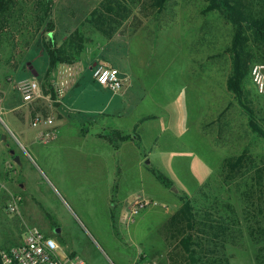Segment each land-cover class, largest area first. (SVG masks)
<instances>
[{
    "label": "rangeland",
    "instance_id": "rangeland-1",
    "mask_svg": "<svg viewBox=\"0 0 264 264\" xmlns=\"http://www.w3.org/2000/svg\"><path fill=\"white\" fill-rule=\"evenodd\" d=\"M103 1L52 0L46 17L43 12L36 14L37 0H12L9 6L0 28V82L9 83L15 100L10 105L4 99L0 105V129L20 165L16 175L7 170L8 179L0 180V248L15 246L26 226L36 224L46 235L51 230L64 252H75L87 264H132L131 248L118 246L127 242L126 230L135 233L138 241L143 237L144 246L138 250L144 253L148 224L163 214L147 215L146 220H140V214L129 230H111L107 214L117 216L122 201L128 207L143 194L165 205L169 203L164 198L170 202L172 192L199 200L205 186L220 202L229 200L240 221L239 242L226 244L225 255L235 256L231 264H255L257 246L249 239L241 202L246 188L239 180L221 186L217 174L226 157L244 155L250 166H264V138L250 128L247 111L226 86L232 25L219 12H206L207 0H168L149 17L145 15L151 10L142 9L143 0H122L131 15L118 19L116 31L107 37L90 23L92 11L100 9ZM49 21L52 27L47 29ZM76 29L85 37L82 53L46 76L45 41L53 35L60 43ZM98 61L123 70L132 88L113 93L100 87L91 71ZM29 64L37 74L31 76L51 100L40 101L34 112L54 122L60 119L54 112L59 102L51 83L63 69L71 67L75 73L63 103L66 115L76 120L60 124L57 137L44 145L22 138L10 111L20 103L14 86L30 76L18 71L27 70ZM246 88L253 119L264 131V95L257 93L253 82ZM130 92L137 94L135 102L129 100ZM23 128L30 134L28 126ZM117 131L132 136L134 142L120 143ZM9 163L14 164L11 157ZM153 171L171 182L170 190L163 188ZM105 187L114 189L108 197ZM13 195L22 197L18 213L7 209ZM252 203L251 214L264 227V213L258 212H264V202H259L258 193L252 195ZM173 244L172 258L189 264L180 257L177 241Z\"/></svg>",
    "mask_w": 264,
    "mask_h": 264
},
{
    "label": "trees",
    "instance_id": "trees-1",
    "mask_svg": "<svg viewBox=\"0 0 264 264\" xmlns=\"http://www.w3.org/2000/svg\"><path fill=\"white\" fill-rule=\"evenodd\" d=\"M206 12H219L233 27L231 42V73L227 79V89L234 93L237 103L247 111L250 128L264 138V131L255 123L251 108L250 93L246 86L252 83L251 68L256 63H264V0H207ZM12 0H0V28L7 21ZM168 0H143L144 10H151L145 16L161 11ZM52 0H37L36 14L50 13ZM131 15V9L122 0H104L100 9L91 13L93 26L110 37L116 31L118 19L125 20ZM52 27L48 22L47 29ZM107 28V29H105ZM51 31V30H49ZM85 37L75 30L62 42L50 35L44 43L48 68L46 76L58 65L70 63L82 53ZM120 141L131 139L130 135L116 133ZM262 164V163H261ZM220 185L233 184L239 180L245 193L242 195L243 218L250 241L257 246L253 256L255 264H264V227L257 225L251 214L252 195L258 193L259 202H264V166H250L244 155L224 158L217 170ZM153 175L165 188L172 187L171 182L160 172ZM249 181H248V180ZM247 180V181H246ZM200 189L202 203L199 200L180 196L182 206L167 221L164 233L168 244L179 245L180 257L189 264H229L230 257L225 255L226 244L237 246L240 235V221L232 203L220 202L217 194ZM198 204L199 207H196ZM262 213V209L258 211ZM258 213V214H259ZM254 221H253V220ZM178 247V246H177ZM0 264L1 259H0Z\"/></svg>",
    "mask_w": 264,
    "mask_h": 264
},
{
    "label": "built area",
    "instance_id": "built-area-1",
    "mask_svg": "<svg viewBox=\"0 0 264 264\" xmlns=\"http://www.w3.org/2000/svg\"><path fill=\"white\" fill-rule=\"evenodd\" d=\"M94 81L102 88L113 93H118L124 87V82L119 78L118 70L104 61H98L91 68ZM251 78L259 95H264V64H257L251 68ZM75 82L73 69H63L59 72L56 81L51 83L57 94V102ZM11 83V82H10ZM20 96V104L17 108L21 118L30 127L45 128L39 135L37 141L42 144L49 143L57 137L55 122L51 117H44L34 109L40 101L51 102L50 96L45 94L44 88L36 79H22L15 86ZM3 97L0 95V105ZM2 112L0 111V120ZM22 201L21 196L13 195L7 204L11 213H18ZM149 203L141 201L130 209V220L139 215L148 207ZM23 239L15 246L0 248V259L2 264H87L80 256L70 252H63L56 239L47 236L37 228H27ZM149 264V263H143Z\"/></svg>",
    "mask_w": 264,
    "mask_h": 264
},
{
    "label": "crops",
    "instance_id": "crops-1",
    "mask_svg": "<svg viewBox=\"0 0 264 264\" xmlns=\"http://www.w3.org/2000/svg\"><path fill=\"white\" fill-rule=\"evenodd\" d=\"M47 68H48V65H47ZM114 68L118 70L119 78L124 82V87L126 88V93H127L130 90V88H132V85H133V84L130 85V83H131V78H129L130 76L128 74H126L123 70H119L116 67H114ZM32 69H33L32 66L29 64V68L27 70H24V71L19 70L18 72H19V74H21V76H23L27 73L30 75L29 77L27 76V77H24L22 79H35L32 76H37V74L34 71H30ZM13 75H11V76L13 77ZM79 81L77 82L78 84H76L72 87V89L79 85ZM0 92H1V95L3 97V101L5 99V101H8V103L10 105H13V101L15 100V98L13 97L12 87L9 85V83L7 85L6 84L3 85L2 82H0ZM70 92H71V90L63 96V98L60 100V103L58 104V106L55 107V110H54V112L60 116L59 121L55 122L57 132L59 130L60 124H63L66 122L68 124V123H71L72 121L76 120V118H71L69 115H66V109L67 108H66L65 104L63 103L64 100L70 94ZM5 97H7V99ZM128 98H129V100H132L131 102H135L134 100L137 99V94L135 95L134 93L130 92V95ZM19 99H20V96H19ZM20 101H21V99H20ZM19 104L10 109L14 118L18 121L17 123L20 125V127H18L19 135L22 136V138H24L26 141L31 138L36 143L42 144V143H39L37 141V139L39 138L40 133L42 131H45V128H38V129L36 128L35 129L33 127H30L29 124L21 118L19 112L17 111ZM52 113H53V111H52ZM147 118H150V116H147ZM19 125H17V126H19ZM24 125L29 127L30 130L29 129H27V130H29L30 134H28L26 132V130L23 128ZM117 132L120 133V131H117ZM135 139H137V138H135ZM133 140L134 139L131 136V139L127 140V141L134 142ZM138 140H140L139 136H138ZM117 141H119L120 143L126 142V141H120L118 139H117ZM42 145H44V144H42ZM0 153H2V156L0 157V180L2 181L3 179H8L7 170H11L12 175L17 174L16 165H20V161L17 157H15L13 155V153H11L9 151V146L6 143V137H5V135H3L1 129H0ZM9 157H11V159L14 163L13 165H11L9 163ZM11 179H15V178L11 177ZM16 179H17V177H16ZM20 187L23 188L24 186L20 185ZM163 188H165V187L163 186ZM166 189H168V188H166ZM103 190L107 191V197H108L109 192L114 190V189L112 187H105V188H103ZM168 190H170V189H168ZM105 194H106V192H105ZM168 198H169L170 202H168V200L166 198H164L165 202L169 203V205H165V204L159 203L158 200L156 201L152 197H148V196H146V194H143L142 196H137L136 198H134L132 203L128 207L122 206V203L124 202V201H122L121 209H119L117 216L114 213H111V215L107 214V219H108L107 225L109 224V227L111 230L113 228H118L119 230H121V229L126 230V228H128V230H129L131 228H134L135 224H137L135 221L136 220L135 218H137L140 214H142L140 217V220H146L147 215H152V217H153V216H157L158 214H160V212H162L163 218H160L158 220L155 219L154 222H151L148 224L149 235H147V237L145 239L146 251L144 250V253H141V252H139L140 250H138L139 246H141L142 248L144 246L143 237H142V239H140L138 241L135 233H133V232L127 233V230H126V233L124 234V236H125L127 242H125L123 244L118 243V246L123 247V249H126L127 247L131 248V250H132L131 258H133L132 264H136V263L143 264L146 262L149 264H180L181 263L180 260H175V258H172L173 256L171 255V246L166 241V237H165V233H164V226L166 225L167 221L182 206V202L180 200V196H178L176 194V192H172L171 197H168ZM141 201L148 202L149 203L148 207L145 210H143L139 215L133 217L130 220V209H131V207L133 205H135L136 203L141 202ZM21 210H24L22 208V205H21ZM45 215H46V217L49 218V214L44 213L43 216H45ZM49 223L55 225V223L52 220H50ZM122 224L125 225V228L122 226ZM33 227L43 231L42 227H40L39 225H36V224H34L33 226H26V229L27 228H33ZM47 236L55 239V234L51 230L49 232V235H47ZM120 238H121V235H120ZM135 246H137V248H135ZM60 248H61V246H60ZM61 250L63 251L62 248H61ZM73 253H75V252H73ZM233 257H235V256H233ZM233 257H230L229 264H231V262H232L231 260L233 259ZM136 259H137V262H135Z\"/></svg>",
    "mask_w": 264,
    "mask_h": 264
},
{
    "label": "water",
    "instance_id": "water-1",
    "mask_svg": "<svg viewBox=\"0 0 264 264\" xmlns=\"http://www.w3.org/2000/svg\"><path fill=\"white\" fill-rule=\"evenodd\" d=\"M95 66V63L93 64V66L91 68H93ZM17 160V159H16Z\"/></svg>",
    "mask_w": 264,
    "mask_h": 264
}]
</instances>
